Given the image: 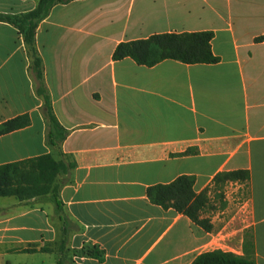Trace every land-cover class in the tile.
<instances>
[{
	"label": "crops",
	"instance_id": "1",
	"mask_svg": "<svg viewBox=\"0 0 264 264\" xmlns=\"http://www.w3.org/2000/svg\"><path fill=\"white\" fill-rule=\"evenodd\" d=\"M38 2L0 0V14ZM205 30L214 32L217 63L113 59L121 42ZM34 48L40 68L20 30L0 21V124L31 120L0 136V165L51 153L74 166L60 176V211L50 196H5L15 200L0 204V258L192 264L215 249L243 255L250 233L264 264V0H62L39 23ZM47 101L68 130L60 148L48 141ZM236 169L249 170V193L216 233L147 195L181 175H194L199 193ZM61 214L75 227L63 249ZM84 244L103 258L76 255Z\"/></svg>",
	"mask_w": 264,
	"mask_h": 264
},
{
	"label": "trees",
	"instance_id": "2",
	"mask_svg": "<svg viewBox=\"0 0 264 264\" xmlns=\"http://www.w3.org/2000/svg\"><path fill=\"white\" fill-rule=\"evenodd\" d=\"M62 0H39L35 9L21 14H0V21H6L17 27L23 34L24 40L34 55V63L41 67V60L35 53L36 30L51 8ZM214 32L211 30L195 32H166L156 33L148 38L121 42L113 53L114 60L125 57L134 59L138 64L153 66L166 59H174L187 64L220 61L212 50ZM48 115V141L60 148L68 134L53 113L50 101L46 102ZM28 115H21L0 124V136L21 129L30 124ZM74 166L73 162L56 159L51 153L17 162L0 165V197L15 196L19 200L40 199L50 196L57 211L61 210L59 192L63 186L60 176ZM244 184L249 193L250 172L248 169L224 170L213 178V186L220 189L227 182ZM196 177L181 175L170 183L150 186L147 195L150 200L163 208H173L187 215L195 224L205 231H213L212 220L204 213L210 203V188L197 193L195 190ZM62 235L60 248L63 249L70 231L75 227L72 221L61 214ZM248 237V236H247ZM253 242L245 238L244 254H236L221 249L204 251L196 256L192 264H256L253 253ZM76 255L102 259L104 251L97 245L84 244ZM57 264H72L61 258Z\"/></svg>",
	"mask_w": 264,
	"mask_h": 264
},
{
	"label": "rangeland",
	"instance_id": "3",
	"mask_svg": "<svg viewBox=\"0 0 264 264\" xmlns=\"http://www.w3.org/2000/svg\"><path fill=\"white\" fill-rule=\"evenodd\" d=\"M233 182V181H231ZM231 182H227L220 189H216L215 185L209 187L211 190L209 207L206 210L208 217H214L215 225L213 230L215 233L227 225V222L231 219L232 214L235 213L239 201L246 197L248 192L246 186L236 188ZM14 197H0V204H6L9 206L13 202ZM26 206V205H25ZM28 206V205H27ZM227 209V210H226ZM222 211H225L222 213ZM212 220V219H211ZM30 221H35L30 220ZM236 224L230 223L228 225L229 230ZM248 236V237H247ZM245 238L250 239V233H247ZM238 242V236L234 235L230 245H236ZM11 261L12 264H56L57 256L55 254L43 255V254H16L8 255L0 258V264H7V261Z\"/></svg>",
	"mask_w": 264,
	"mask_h": 264
}]
</instances>
